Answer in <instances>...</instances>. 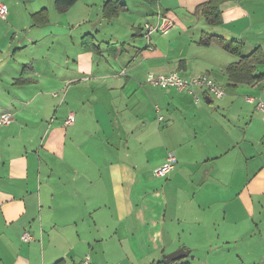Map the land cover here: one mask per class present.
Segmentation results:
<instances>
[{"label":"crops","instance_id":"crops-1","mask_svg":"<svg viewBox=\"0 0 264 264\" xmlns=\"http://www.w3.org/2000/svg\"><path fill=\"white\" fill-rule=\"evenodd\" d=\"M105 1L60 13L55 0H0V114L12 117L0 122V264H164L180 248L174 264H264V117L246 99L264 71L232 85L238 57L197 42L207 31L264 53V0H222L219 25L197 13L208 0H119L110 21ZM159 11L174 27L148 43L142 23ZM149 71L208 74L225 95L197 88L195 101ZM169 151L174 168L155 176Z\"/></svg>","mask_w":264,"mask_h":264},{"label":"trees","instance_id":"trees-1","mask_svg":"<svg viewBox=\"0 0 264 264\" xmlns=\"http://www.w3.org/2000/svg\"><path fill=\"white\" fill-rule=\"evenodd\" d=\"M78 0H55V9L57 12H65ZM150 6H155L158 0H143ZM222 0H208L197 7V13L203 18L208 25H219L221 23V10L219 4ZM124 10V6L119 0H106L102 7V17L110 21L117 17ZM162 13V12H161ZM37 23L47 21L48 13L45 9L32 14ZM36 23V24H37ZM93 36L84 35L82 45L84 50L98 51V46L93 42ZM197 42L201 45H210L216 43L229 53L238 57L236 62L226 66L225 73L227 79L232 85L236 84H253L262 76L255 75V69L264 61V53L260 45L255 46L247 54H243L244 42L225 39L220 35H215L207 31H201ZM263 75V74H262Z\"/></svg>","mask_w":264,"mask_h":264},{"label":"built area","instance_id":"built-area-1","mask_svg":"<svg viewBox=\"0 0 264 264\" xmlns=\"http://www.w3.org/2000/svg\"><path fill=\"white\" fill-rule=\"evenodd\" d=\"M8 13L7 6L0 2V18H5ZM174 26V21L166 14L157 13L156 21L154 23L144 22L142 25L143 37L149 43L150 38L155 33L166 34ZM145 81L151 85L158 86L162 89L173 88L177 92H187L194 96L195 101L200 99L199 95L195 93V89H200L205 95L222 97L225 95V87L216 81L208 74H195L192 76H182L178 72L172 71L168 73L147 72ZM249 102H255V107L258 112L264 117V100L256 99L252 96H247ZM162 117H160L161 119ZM12 120L9 113H2L0 115V122L2 124L8 123ZM72 122V115L69 114L65 123ZM177 159L173 151H169L162 164L156 167L153 172L157 177L166 176L173 168ZM32 236L28 232H23L21 239L28 241ZM73 264H90L89 255L84 256L79 262ZM174 264V263H170Z\"/></svg>","mask_w":264,"mask_h":264},{"label":"rangeland","instance_id":"rangeland-1","mask_svg":"<svg viewBox=\"0 0 264 264\" xmlns=\"http://www.w3.org/2000/svg\"><path fill=\"white\" fill-rule=\"evenodd\" d=\"M159 13H161L160 11H159ZM162 14H164V13H162ZM144 23V22H143ZM143 23H142V25H143ZM174 27V26H173ZM172 27V28H173ZM171 28V29H172ZM170 29V30H171ZM170 30L168 31V32H170ZM167 32V33H168ZM166 33V34H167ZM156 34V33H155ZM158 34H161V33H158ZM140 38V37H138L135 33H134V35H131V34H129V36H128V38L127 39H129L127 42H126V50L128 49V50H134V49H132V38ZM142 39V38H141ZM143 40V39H142ZM104 48H105V46L103 45L102 46V49H101V52H103V50H104ZM263 49H264V46H263ZM249 50L247 49V47L244 49V52H248ZM134 52V51H133ZM100 55H101V53H100ZM98 60L100 61L101 59L100 58H98ZM262 71H264V63L263 64H261V65H259L258 67H257V72H262ZM255 87L256 88H259L260 89V91H261V95H258V94H249V95H252V96H254V97H256V98H262V99H264V81L263 82H261V83H258V84H256L255 85ZM214 103H216V99H213V103L211 104V105H213ZM5 113H9V112H5ZM10 114V113H9ZM1 115V114H0ZM212 258H214V255L213 254H211V259ZM212 260H214V259H212ZM228 262H229V264H234V262L231 260V259H228L227 260ZM195 264H199V263H195Z\"/></svg>","mask_w":264,"mask_h":264},{"label":"water","instance_id":"water-1","mask_svg":"<svg viewBox=\"0 0 264 264\" xmlns=\"http://www.w3.org/2000/svg\"><path fill=\"white\" fill-rule=\"evenodd\" d=\"M205 99L208 101L209 98L205 97ZM188 253H189V250L180 248L169 254L163 255L162 261L164 264L175 263L176 261L186 257Z\"/></svg>","mask_w":264,"mask_h":264},{"label":"bare ground","instance_id":"bare-ground-1","mask_svg":"<svg viewBox=\"0 0 264 264\" xmlns=\"http://www.w3.org/2000/svg\"><path fill=\"white\" fill-rule=\"evenodd\" d=\"M147 22V21H146ZM141 30H142V26H141ZM142 35H143V32H142Z\"/></svg>","mask_w":264,"mask_h":264}]
</instances>
